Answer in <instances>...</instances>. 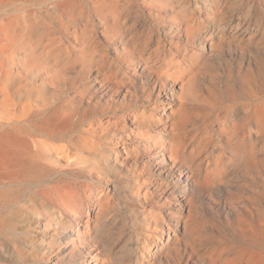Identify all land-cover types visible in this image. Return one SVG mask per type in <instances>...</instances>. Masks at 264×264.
Masks as SVG:
<instances>
[{
	"label": "rangeland",
	"instance_id": "obj_1",
	"mask_svg": "<svg viewBox=\"0 0 264 264\" xmlns=\"http://www.w3.org/2000/svg\"><path fill=\"white\" fill-rule=\"evenodd\" d=\"M61 1L0 0V26L16 24L0 36V133L42 149L0 176V264H264V0H73L134 59L118 66L132 84L107 93ZM93 7H119L118 30ZM59 40L67 59L48 57ZM164 61L184 83L145 95ZM156 103L173 111L155 121Z\"/></svg>",
	"mask_w": 264,
	"mask_h": 264
},
{
	"label": "bare ground",
	"instance_id": "obj_2",
	"mask_svg": "<svg viewBox=\"0 0 264 264\" xmlns=\"http://www.w3.org/2000/svg\"><path fill=\"white\" fill-rule=\"evenodd\" d=\"M91 1L94 4L97 3L94 0H91ZM61 4L63 7H58L61 13L66 14L70 18H73L74 17L73 15L75 13H78L79 16H82L84 18V21L86 23L87 38L85 40H81V42H83L82 44L79 41L80 45H76V46L74 45L73 47L76 51L75 53L78 56H82L86 51L84 50V44L94 46L93 51L90 54V65L94 67L95 69L101 71L99 72L101 76L99 77L95 76L93 81L97 82V85H101L102 81L107 83L108 81H111L110 79L113 80L111 81L113 82V85H109L105 89L102 87V92L107 93V92L113 91L112 86L114 85H123L124 83H127L125 85H128V84L131 85L132 84L131 76L118 72L119 70L118 66L121 62H127V63H130L132 61L134 62L133 58H124L122 56V55H125L128 51V49L125 47V44L118 42V44L113 45L112 47L113 52L118 57H115V58L112 57L113 55L112 56L110 55V49L106 47L105 45L106 40L103 41L100 38V36H98L99 34L96 31V26L94 24V18H91L85 12L84 10L85 7H76V4L73 0H63L61 1ZM93 8H95V10L100 9L102 11H106L107 13H111L115 17V15H117L116 10H118L119 7H93ZM118 21H119V17L116 16L113 19V23L110 26L108 25L107 28L105 29V34L107 31L118 30L119 28ZM15 27H16V24H13V25L6 24V25L0 26V36L10 33V30L14 29ZM41 32L43 31L38 30V33H41ZM149 40H150L149 35H147L146 41L148 42ZM58 43L60 44L61 50L60 49L48 50L47 51L48 57L49 58H57L60 56L62 57V53H63L64 55L63 59H67V57H69L70 55L68 52L67 45H65L62 42V40H59ZM3 61H5V55H4L3 50L0 48V78L3 76L4 73H6V71L2 67ZM111 64L114 65V71H115V74L113 77H111L110 74H106L104 72V70L110 67ZM41 65H43L42 67L44 68H48V61H46L44 64L42 63ZM131 66L134 68L135 66H138V65L136 63H132ZM171 66L172 65H170L169 61H164L163 63L158 64L156 66L155 71L157 75L155 74V78L151 80V84L147 88V90H144L145 95L152 93V91H156L157 94H159L160 92L163 93V91H161L160 86L161 85L165 86V81L163 80L159 81L160 78H164L165 80L166 78L172 79V80L180 78L184 83L183 76L181 74H176L174 71H172ZM142 68L144 69L145 72L142 74H137L138 76L152 74L154 72L153 71L154 63L150 62L148 59V61L144 62V66ZM124 90L130 91L127 87ZM170 93L172 92L170 91ZM164 97H167V95L164 94ZM151 108L152 110H154L153 115H154L155 121L158 120V117L161 115H163L164 117H168L169 116L168 110L170 112L173 111L171 106L169 105L167 106L164 103H156L152 105ZM166 143H167V146L165 147L168 149L167 157L172 163L177 162L179 159L180 160L186 159L185 156H182V157L178 156L176 150L172 147V144L170 142L166 141ZM41 157H42V149L40 145L35 142L32 143L31 141H29L25 136L22 135L20 131H17V132L7 131V132L0 133V176H2L3 178H12L15 175H18V174L24 173L27 170L33 169L38 164ZM183 176H187V174L184 173ZM64 197H65V200L69 203H72L74 199V196L68 193H66ZM72 236H73V233H69V237L72 238ZM67 244H70L71 247L74 245V243L72 242H67Z\"/></svg>",
	"mask_w": 264,
	"mask_h": 264
}]
</instances>
